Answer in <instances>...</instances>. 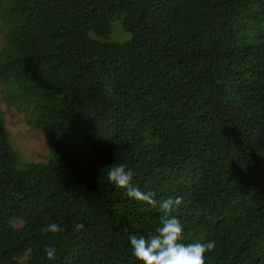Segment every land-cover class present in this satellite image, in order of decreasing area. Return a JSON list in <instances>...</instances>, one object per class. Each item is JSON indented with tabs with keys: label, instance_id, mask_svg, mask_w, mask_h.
<instances>
[{
	"label": "trees",
	"instance_id": "trees-1",
	"mask_svg": "<svg viewBox=\"0 0 264 264\" xmlns=\"http://www.w3.org/2000/svg\"><path fill=\"white\" fill-rule=\"evenodd\" d=\"M0 87L53 142L24 161L0 112V264H138L161 211L113 163L205 264H264V0H0Z\"/></svg>",
	"mask_w": 264,
	"mask_h": 264
},
{
	"label": "clouds",
	"instance_id": "clouds-1",
	"mask_svg": "<svg viewBox=\"0 0 264 264\" xmlns=\"http://www.w3.org/2000/svg\"><path fill=\"white\" fill-rule=\"evenodd\" d=\"M107 180L115 188L122 189L130 200L157 206L161 211L160 224L155 231L147 235L129 237L131 255L138 264H205L206 254L216 247L215 240L183 243L184 226L175 215L176 210L184 203L183 196L157 201L154 194L144 191L133 183V171L124 163H113L107 167ZM84 224H77L76 229H84ZM50 232L59 230L56 223L47 226ZM45 254L49 261L56 256L55 249L48 247Z\"/></svg>",
	"mask_w": 264,
	"mask_h": 264
},
{
	"label": "rangeland",
	"instance_id": "rangeland-1",
	"mask_svg": "<svg viewBox=\"0 0 264 264\" xmlns=\"http://www.w3.org/2000/svg\"><path fill=\"white\" fill-rule=\"evenodd\" d=\"M115 31L120 32L119 28ZM0 112L10 131L11 144L21 158L30 162L45 161L53 146L52 140L44 131L31 128L28 123V110L23 106L9 103L2 95L1 87Z\"/></svg>",
	"mask_w": 264,
	"mask_h": 264
}]
</instances>
